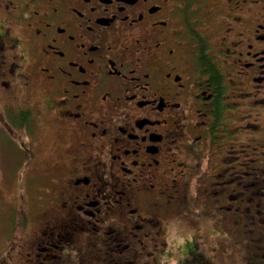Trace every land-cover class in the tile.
Segmentation results:
<instances>
[{
	"label": "flooded vegetation",
	"instance_id": "af4514ba",
	"mask_svg": "<svg viewBox=\"0 0 264 264\" xmlns=\"http://www.w3.org/2000/svg\"><path fill=\"white\" fill-rule=\"evenodd\" d=\"M0 130L18 264H264V0H0Z\"/></svg>",
	"mask_w": 264,
	"mask_h": 264
},
{
	"label": "rangeland",
	"instance_id": "374dc122",
	"mask_svg": "<svg viewBox=\"0 0 264 264\" xmlns=\"http://www.w3.org/2000/svg\"><path fill=\"white\" fill-rule=\"evenodd\" d=\"M21 144L22 142L12 132L3 134V131L0 130V264H18L17 258L11 256L17 249L11 248V245L14 244L15 234L19 230L14 225L16 223L15 213L18 212V203L22 194L27 200L28 212L33 220L35 203L42 191L43 168L30 167L29 170L21 171L26 163V156L22 150L24 146ZM22 173L24 178L18 181L22 177ZM42 173L43 175H41ZM22 190L23 192H21ZM204 237L206 241L213 242L208 233L204 234ZM230 238L229 232L226 233L221 228V232L216 238L218 242H222V250H220L222 254L219 256L218 264H243L241 257L237 256L229 245ZM210 243L207 244V247ZM175 256L177 258V253ZM175 260L174 264H179L177 259Z\"/></svg>",
	"mask_w": 264,
	"mask_h": 264
},
{
	"label": "trees",
	"instance_id": "16d2710c",
	"mask_svg": "<svg viewBox=\"0 0 264 264\" xmlns=\"http://www.w3.org/2000/svg\"><path fill=\"white\" fill-rule=\"evenodd\" d=\"M21 210L23 211V209H21ZM25 221H26L25 217H22L19 221H16L14 226H16V228L19 229L18 231L21 232V230L24 228V222Z\"/></svg>",
	"mask_w": 264,
	"mask_h": 264
}]
</instances>
